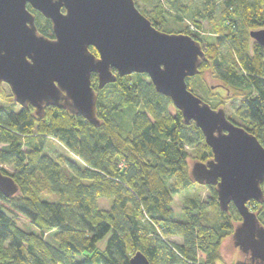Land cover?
Segmentation results:
<instances>
[{
  "label": "trees",
  "instance_id": "trees-1",
  "mask_svg": "<svg viewBox=\"0 0 264 264\" xmlns=\"http://www.w3.org/2000/svg\"><path fill=\"white\" fill-rule=\"evenodd\" d=\"M217 1L198 0L200 7L191 18L195 33L185 35L199 42L201 21H213ZM221 3L225 14L235 12L245 28H264V0ZM28 8L38 32L53 38L50 21ZM186 8L179 12L186 14ZM149 14L146 18L157 29L169 11L157 3ZM176 20L181 22L182 17L177 15ZM218 41L227 46L235 66L216 51L212 71L228 91L246 93L234 105L236 120L228 119L264 148V47L253 43L249 50L235 32ZM90 51L97 55L93 48ZM91 81L98 126L54 107L46 108L41 117L31 106L18 111L0 108V171L18 187L12 197L0 193V264H129L137 251L150 264H217L222 240L240 222L235 207L230 204L227 212L220 211V223L206 222V210L218 206L215 188L207 186L210 199L188 201L181 221L174 219L172 208L174 196L195 184L189 177L187 149L203 147L197 162L212 158L201 131L194 123L186 125L181 112L144 74L117 77L100 90L95 75ZM124 112L130 118V136L119 130V115ZM48 138L58 141L81 166L51 155L46 150ZM41 192L64 198L44 200ZM101 198L112 200L108 211L99 209ZM249 206L264 227V200ZM15 218L24 219L40 234L21 229ZM45 231L56 232L57 245L44 241Z\"/></svg>",
  "mask_w": 264,
  "mask_h": 264
},
{
  "label": "water",
  "instance_id": "water-1",
  "mask_svg": "<svg viewBox=\"0 0 264 264\" xmlns=\"http://www.w3.org/2000/svg\"><path fill=\"white\" fill-rule=\"evenodd\" d=\"M28 7L50 21L53 38L38 32ZM250 37L264 47V29ZM205 60L199 42L159 31L134 0H0V85H8L13 101L31 106L37 117L54 107L98 126L92 75L99 90L117 77L146 75L211 149L210 160L191 163L189 177L215 188L221 212L235 207L240 222L230 240L242 264H264V227L249 207L264 200V148L222 108L212 109L188 90L186 80L199 75ZM0 193H18L1 171ZM128 263L150 264L140 251Z\"/></svg>",
  "mask_w": 264,
  "mask_h": 264
},
{
  "label": "rangeland",
  "instance_id": "rangeland-1",
  "mask_svg": "<svg viewBox=\"0 0 264 264\" xmlns=\"http://www.w3.org/2000/svg\"><path fill=\"white\" fill-rule=\"evenodd\" d=\"M157 3L162 4L165 9L169 11V15L166 16L165 21L160 24L157 29L169 33V34H184L188 31L191 33H195V28L191 22L192 15L197 13V9L200 7L198 4V0H135V6L140 13H142L145 17L150 16V12L152 11V6L157 5ZM186 8L187 13L183 14L179 12L180 8ZM216 11L213 21H208L207 19L201 21V32L199 33V38L197 39L204 49L206 53L207 61L204 63L207 66H200L199 75L189 78L187 82V88L197 97L208 103L212 108L218 109L222 108L225 112L227 118L235 119V109L234 105L238 104L241 96L245 95V92H240L235 89H230L229 91L225 88V85L222 81L218 79V77L214 74L211 68L212 57L216 54V51L219 53L220 58L225 57L227 59L228 64H232L235 66V60L231 53L228 52L227 46H220L218 38L224 37L226 34H232L235 32V36L241 42H243L249 50L254 43V40L250 37V31H254L259 28L246 27L241 25V21L239 16L232 11H229L228 15L227 11L224 10L221 0L217 1ZM178 9V10H177ZM177 15L182 17V21L179 22L176 20ZM199 20V18H198ZM236 28H243L241 30H235ZM245 28V29H244ZM203 63V64H204ZM219 84L224 85V88H218ZM0 108H12L14 111H18L20 106L13 101V97L11 91L6 84L0 85ZM130 118L124 112V114L119 115V123H120V133L123 136L129 135V121ZM236 120V119H235ZM124 121V124L122 123ZM122 123V124H121ZM130 136V135H129ZM203 147H194L187 149L188 153V164L189 167L192 162H195V159H200L203 153ZM46 150L53 156H63L70 161L76 162L79 166L81 164L78 160L71 155L58 141L52 138H48L46 143ZM8 172H13L10 167H5ZM40 197L44 200L48 201H57L62 200L64 197L49 194L47 192H41ZM211 194L207 186H201L198 184H193L187 190H181L177 195L173 198L172 208L174 210V219L181 221L182 217L180 215L184 206H187L188 201L195 199L198 201H206L209 200ZM112 200L108 198H101L98 200V207L101 210L108 211L111 207ZM252 208V206H249ZM252 210V209H251ZM220 210L218 206H210L206 210L205 220L210 224L220 223L221 221ZM16 225L21 229L33 233L35 235H39L40 231L30 225L22 218H15ZM232 233H228V235L222 240L220 246V260L217 264H240L242 261L241 254L239 250L234 247L232 240H230ZM44 241L51 245H57L56 232L54 231H45L42 235ZM171 241L180 243L181 240L177 237L169 238ZM98 248L101 250L103 248V243H100Z\"/></svg>",
  "mask_w": 264,
  "mask_h": 264
},
{
  "label": "flooded vegetation",
  "instance_id": "flooded-vegetation-1",
  "mask_svg": "<svg viewBox=\"0 0 264 264\" xmlns=\"http://www.w3.org/2000/svg\"><path fill=\"white\" fill-rule=\"evenodd\" d=\"M262 29H264V28H259V29H256V30H254V31H258V30H262ZM251 32V31H250ZM249 35H250V33H249ZM254 43H256L255 41H254ZM258 44V43H257ZM219 87L218 88H224V85H222V84H219L218 85Z\"/></svg>",
  "mask_w": 264,
  "mask_h": 264
}]
</instances>
